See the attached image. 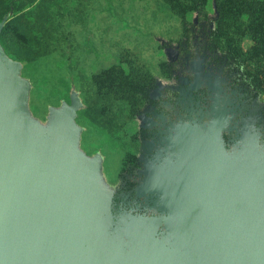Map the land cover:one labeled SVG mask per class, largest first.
Segmentation results:
<instances>
[{"label":"rangeland","instance_id":"rangeland-1","mask_svg":"<svg viewBox=\"0 0 264 264\" xmlns=\"http://www.w3.org/2000/svg\"><path fill=\"white\" fill-rule=\"evenodd\" d=\"M184 1L0 0L4 264H238L199 198L208 229L264 218V0L226 28ZM202 36L218 72L185 74Z\"/></svg>","mask_w":264,"mask_h":264},{"label":"water","instance_id":"water-1","mask_svg":"<svg viewBox=\"0 0 264 264\" xmlns=\"http://www.w3.org/2000/svg\"><path fill=\"white\" fill-rule=\"evenodd\" d=\"M223 157L225 158V155H223ZM205 196L206 193L205 191H203L199 198V206L202 210V214L198 216V227L201 232L200 238L202 240L209 238H231L233 242L228 246V248L230 249L228 257L232 261H235L238 264H264V261L260 260V254L258 251V247L262 242H264V218L259 224H256L254 220L251 221L248 227L244 229L238 222H234L233 224L224 223L221 217L216 214L213 217L214 228L208 229L205 226V221L207 220L210 214V208L204 202ZM41 247L43 249H47V247L49 246L46 242H44ZM29 255H33L35 258V254H33L32 252H29ZM38 257L39 258H36L38 259V262H40V264H70V261H68L67 263L64 262L68 259V256H66L63 261H57L55 259H51L50 254H47L46 251H44L43 254ZM12 260V258L0 252V264H4ZM72 264H76V262H73ZM223 264L234 263L229 260H226Z\"/></svg>","mask_w":264,"mask_h":264},{"label":"trees","instance_id":"trees-1","mask_svg":"<svg viewBox=\"0 0 264 264\" xmlns=\"http://www.w3.org/2000/svg\"><path fill=\"white\" fill-rule=\"evenodd\" d=\"M169 6L170 9L174 10L181 16L185 15L190 9L191 5L186 3L184 0H164ZM199 1L200 4H204L205 0H193V2ZM216 7L218 11V23L221 27H231L238 26L242 24L245 12L247 13L248 18L253 15V13L246 9L242 4L241 0H215ZM13 2H9L3 9L9 10ZM227 35V31L225 32ZM18 41L15 42V45H18ZM218 43V42H217ZM24 48V46L22 47ZM239 50V49H238ZM235 52V51H234Z\"/></svg>","mask_w":264,"mask_h":264},{"label":"flooded vegetation","instance_id":"flooded-vegetation-1","mask_svg":"<svg viewBox=\"0 0 264 264\" xmlns=\"http://www.w3.org/2000/svg\"><path fill=\"white\" fill-rule=\"evenodd\" d=\"M189 54L187 55V61L183 59L177 60L178 70L188 74L187 69L189 68L190 63L195 59H200L202 66L204 67V73L216 74L218 70L216 69V61L213 58L212 50L207 45L205 36L197 37L195 40L189 43L187 47ZM179 52V51H178ZM188 62V64H186Z\"/></svg>","mask_w":264,"mask_h":264}]
</instances>
